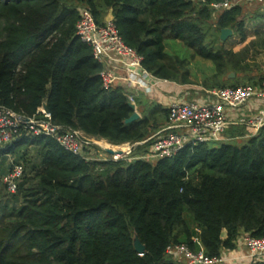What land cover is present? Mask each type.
<instances>
[{
  "label": "trees",
  "instance_id": "trees-1",
  "mask_svg": "<svg viewBox=\"0 0 264 264\" xmlns=\"http://www.w3.org/2000/svg\"><path fill=\"white\" fill-rule=\"evenodd\" d=\"M214 1L0 0V108L114 145L146 142L167 127L168 110L147 104L126 123L134 110L120 89L104 88L103 65L76 35L80 13L89 10L99 25L112 19L162 80L193 84L190 60L168 52L172 42L212 63L207 89L259 85L264 76L250 72V60L264 52V35L239 52L226 49L222 30L248 38L244 7L217 13ZM44 105L48 115L38 113ZM247 132L232 128L228 141L190 145L171 159H141L149 141L131 161L88 162L22 129L0 152V264H180L168 246L214 258L236 250L244 234L263 238L264 127L245 140ZM13 166L23 169L16 193L3 184Z\"/></svg>",
  "mask_w": 264,
  "mask_h": 264
},
{
  "label": "built area",
  "instance_id": "built-area-1",
  "mask_svg": "<svg viewBox=\"0 0 264 264\" xmlns=\"http://www.w3.org/2000/svg\"><path fill=\"white\" fill-rule=\"evenodd\" d=\"M205 2L207 0H196ZM244 4L264 6V0H217L212 4L215 12L231 10ZM76 35L92 47L96 61L103 65L101 73L105 89H113L118 83L125 88L123 94L130 105L139 113L137 99L141 93H151L163 84L162 80L143 68V58L136 50L128 47L112 19L99 25L89 10H82L76 26ZM111 62L125 71L121 76L104 66ZM208 101L171 100L167 105L169 124L148 141L140 144L114 145L106 140L91 139L80 131H64L51 122L26 117L10 109L0 108V152L6 149L25 129L32 136H45L54 139L65 151L84 158L86 161H131L134 148L151 141L146 161L171 159L187 146L200 143H222L228 141L226 133L234 125L248 129L246 139L256 136L264 127V80L257 86L245 85L237 88H224L209 92ZM251 102L260 105L252 117L234 116ZM38 113L46 112L44 106ZM140 114V113H139ZM235 117V122L233 118ZM89 153H85V151ZM23 169L13 166L3 179L8 192L16 193L22 180ZM245 252H238L237 248ZM236 250L224 252L219 257L210 258L203 250L192 251L185 245H170L166 253L172 259L185 264H242L243 262H264V237L254 238L244 234L240 237ZM236 251V252H234Z\"/></svg>",
  "mask_w": 264,
  "mask_h": 264
},
{
  "label": "rangeland",
  "instance_id": "rangeland-1",
  "mask_svg": "<svg viewBox=\"0 0 264 264\" xmlns=\"http://www.w3.org/2000/svg\"><path fill=\"white\" fill-rule=\"evenodd\" d=\"M260 10L264 12L263 9L258 8V6H247L244 8L245 16L243 17V21L245 23V29H247V32L249 34L246 44L250 41H258L259 36L264 34V19L255 18L256 15L262 14ZM108 18L109 16L106 19ZM222 43L224 44V47L226 49L234 51L240 50L245 45V43H241V37L239 35H232ZM168 45V52L176 53L181 57L188 58L190 60L189 70L192 74L191 80L194 85L202 86L205 80L211 79L215 74V68L213 67L211 62L203 60L198 56H193V51H190L187 47L182 46L179 43L172 42H170V44ZM253 53L256 54V59L255 62L253 61V59L250 60V66L252 70L250 72L256 77L264 76V53L261 48H257ZM138 106H140V108L138 107L139 113L142 114V109L144 108H142V104L140 103Z\"/></svg>",
  "mask_w": 264,
  "mask_h": 264
},
{
  "label": "crops",
  "instance_id": "crops-1",
  "mask_svg": "<svg viewBox=\"0 0 264 264\" xmlns=\"http://www.w3.org/2000/svg\"><path fill=\"white\" fill-rule=\"evenodd\" d=\"M242 6L244 8L247 7V6H258V8H262L263 11H264V6L263 5L244 4ZM260 12L262 14L264 13L261 10H260ZM233 35H235L234 32H233ZM262 35H264V34H262ZM248 37H249V35H248ZM246 41L243 42L242 39H241V43L242 44L245 43L244 47L248 44V43L246 44ZM221 42H224V41L221 40ZM244 47H242L240 50L235 51V52L241 51ZM253 61L255 62V59ZM105 67L107 69H109V70L115 71L117 74H119L121 76H126L125 71H123L120 67L116 66L115 64H113L111 62L106 63L104 68ZM191 76H192V74H191ZM115 88H118V89H120L123 92V89L125 88V86L122 83H118ZM216 90H219V89H216V88L207 89L203 85L202 86H197V85H194V84L185 85V84H181V83H178V82L169 81V83L161 85L160 87H158V89H156L155 91H153L151 93H148V94L141 93L139 95L138 99H137V103H138V105H139V103L142 104V108H144L145 105H147V104H158V105H161L163 108L167 109L168 103L171 100H174V99L187 101V102L211 100L210 97H209V92L216 91ZM138 107L140 108V106H138ZM259 107H260V105H258L257 103L251 102L249 105L245 106L243 109L239 110L238 112H235L234 116H238V117H242V116L252 117V116L256 115L257 111L259 110ZM140 116H142V114H140ZM233 120L235 122V117L233 118ZM235 127H240V126L234 125L230 129L235 128ZM246 135H248V132H247V134H245V136L243 138L245 140H246V138H245ZM237 251L238 252H242V253L245 252L241 247L237 248ZM234 252H236V251H234ZM181 263L185 264L183 261ZM242 264H251V262L247 261V262H243Z\"/></svg>",
  "mask_w": 264,
  "mask_h": 264
},
{
  "label": "water",
  "instance_id": "water-1",
  "mask_svg": "<svg viewBox=\"0 0 264 264\" xmlns=\"http://www.w3.org/2000/svg\"><path fill=\"white\" fill-rule=\"evenodd\" d=\"M232 35H233V31L231 29H224V30H222V33H221V40L222 41H226ZM229 77L230 78H234L235 77V73L230 74ZM130 107L134 110V114L132 115V117L130 119H128L126 121V123H132V122H135V121L141 119L140 114L135 111V106L134 105H130ZM44 108H45L46 112L48 113L49 111H48V108H47L46 105H44ZM222 237L223 238L227 237V231L226 230L223 231ZM134 248L141 255H143L145 253V251H146V247H145V245H143L141 243L138 235H135V237H134Z\"/></svg>",
  "mask_w": 264,
  "mask_h": 264
}]
</instances>
